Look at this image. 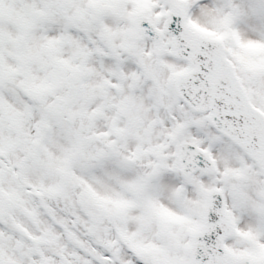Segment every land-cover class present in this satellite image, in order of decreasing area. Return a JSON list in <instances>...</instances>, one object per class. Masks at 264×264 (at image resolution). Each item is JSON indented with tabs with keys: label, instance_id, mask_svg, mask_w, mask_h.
<instances>
[{
	"label": "snow or ice",
	"instance_id": "snow-or-ice-1",
	"mask_svg": "<svg viewBox=\"0 0 264 264\" xmlns=\"http://www.w3.org/2000/svg\"><path fill=\"white\" fill-rule=\"evenodd\" d=\"M0 264H264V0H0Z\"/></svg>",
	"mask_w": 264,
	"mask_h": 264
}]
</instances>
